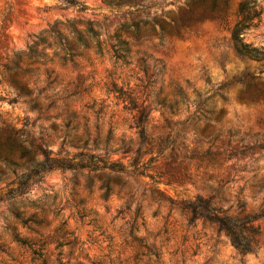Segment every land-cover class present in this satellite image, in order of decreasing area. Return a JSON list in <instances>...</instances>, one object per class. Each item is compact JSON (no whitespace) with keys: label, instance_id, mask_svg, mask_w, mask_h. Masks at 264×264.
<instances>
[{"label":"rangeland","instance_id":"obj_1","mask_svg":"<svg viewBox=\"0 0 264 264\" xmlns=\"http://www.w3.org/2000/svg\"><path fill=\"white\" fill-rule=\"evenodd\" d=\"M75 1L87 9L67 6L66 0H0V67L10 63L14 54L26 51L38 37L47 40L37 48L44 57L24 58L19 63V68L31 70L18 73L32 101L25 95L17 103H9L16 88L7 74L0 81V111L14 122L28 117L37 141L41 143L39 137H43L54 153L86 151L70 143L74 138H88L90 145L98 139L97 153L104 147L121 149L123 145L136 151L140 145L137 112L130 109L123 93H138L141 81L147 79L139 62L144 58L147 74L154 81L142 98L147 99L145 106L150 111L146 135L151 138L152 152L142 146L141 161L155 159L149 162L146 176L122 175L128 183L126 189L114 184L108 198L103 196L100 175L109 171L68 169L47 173L22 202H0V264H43L41 252L50 254L56 264L58 260L92 264L107 257L117 264H264V218L253 222L261 230L256 251L243 254L216 225L202 219L188 225L189 213L182 209V203L204 197L212 198V204L229 215L264 210V94L260 92L264 90V60L242 55L234 46L232 29L242 0H229L225 19L219 14L208 17L182 38L166 35L160 45L153 34L142 45L133 44L127 63L116 59L110 47L120 24L157 20L160 31V23L178 18L179 11L197 0ZM213 1L207 0L205 8L210 9ZM260 2L264 8V0ZM104 18L101 40L109 42L103 44L102 54L96 52L86 32L87 47L79 45L73 31L64 26L71 21L85 30L78 20L102 22ZM56 27L73 46L71 54L47 36ZM121 35L126 38L123 32ZM244 36L247 42L264 45V12L261 23ZM65 54L72 60L63 64L60 58ZM252 81L262 84L249 89ZM159 99L167 107L159 106ZM199 101H206L208 111L195 113ZM34 104L38 107L33 108ZM168 105H173V113ZM187 118L184 125L177 124ZM168 134L176 143L157 156L155 139ZM214 138L216 148L212 149L219 148V164L210 165L197 156ZM133 156L118 151L110 152L109 159L128 164ZM14 158L21 165L25 162ZM0 169H6L2 160ZM23 169L21 166L19 172ZM6 175V181L13 178ZM5 185L0 182V187ZM17 213L27 223L20 222ZM133 224L139 227L135 234L158 258L135 261L130 236ZM15 233L32 241L33 248L16 242ZM62 243L66 245L60 246Z\"/></svg>","mask_w":264,"mask_h":264},{"label":"trees","instance_id":"obj_2","mask_svg":"<svg viewBox=\"0 0 264 264\" xmlns=\"http://www.w3.org/2000/svg\"><path fill=\"white\" fill-rule=\"evenodd\" d=\"M111 1H107L108 4ZM207 0H197L192 1L189 7L185 10H181L178 13V18L172 19L169 23H160V31H157L156 24L159 22L149 21V20H139L137 22H124L118 26V31L115 33L114 40L115 43L110 44L114 56L118 60H122L127 63V59L130 56L132 45H142L145 41L149 40L151 35H156L160 45L164 43L166 35L171 37L182 38L183 35L190 31L199 22L203 21L208 17H215L219 14V17L225 19L226 8L229 0H214L210 9L205 8ZM67 6H78L80 11L87 9L86 5L75 1L66 0ZM264 8L260 0H242L237 9V14L239 19L233 26L232 29V40L236 50L242 54L252 57L257 60H264V45L256 46L251 42L245 40L244 34L248 29L253 26H258L262 21ZM224 13V15H222ZM107 19L104 18L102 22H95L93 20H78L85 25L86 29L81 30L75 26L74 22L68 21L64 26L70 29L75 34V38L79 45L88 46L83 32H86L88 37L92 40L93 46L96 48L98 54H102L103 44L108 43V39L101 40V32L106 26ZM2 29V27L0 28ZM126 34V38H123L121 33ZM47 36L52 37L56 40V44L61 50L66 53V51L71 54L73 52V46L68 42V39L62 34V32L56 27L51 28L46 32ZM46 37H38L36 41L21 54H14V57L10 59V63L1 65L0 67V81L6 79L7 74L9 75V81L16 88V94L12 99H9L10 104H15L23 96H30V101H32L31 93L28 90L26 84H23L22 79L19 76V70L21 73H29V69L19 68V63L25 59L28 60H39L41 56H45L44 52H39L37 50L39 44H45ZM57 54V52H55ZM63 64H65L69 59L65 54L60 58ZM140 68L147 76V79L142 80L140 90L138 93L135 92H124L126 100L130 103V109L135 110L137 113L135 115V128L137 129V134L139 137V147L134 151L131 147H126L123 145L121 149H108L104 147L102 153H97L96 150L99 148V140L94 139L93 144L90 145V140L88 138L72 139L70 143L75 146H80L85 148L86 151H80L75 154L61 155V152L54 153L53 150L49 148V142L45 141L43 137H39L41 143H39L35 137V134L31 131L33 123H31L28 117H24L23 121L20 120L11 121L10 118L3 116L0 111V160H2L6 166L5 170L0 169V182H5L4 187H0V202L12 201V202H22V198L31 193L34 185L39 184L43 181L44 176L52 171L56 170H88L90 172H101L104 170L109 171V174H101L103 179L102 189L104 190V198L110 197L112 193V187L114 184L120 187V190H124L127 187V182L122 179V175L126 176H146L150 174L147 172L149 168V162L155 159L154 156L150 157L148 162L141 161V150L142 146H147L148 153L152 152L151 138L146 135V123L149 118L150 111H147L145 102L147 99L142 100L146 91L154 83L153 76L147 74L146 63L144 58H140ZM251 79H254L252 76ZM261 82H250L248 88H259ZM261 90V89H260ZM264 94V90L260 91ZM134 94V95H133ZM136 94V95H135ZM240 99H244L241 95ZM139 101H141L139 103ZM158 105L161 107H167L164 99H159L157 101ZM206 101H199L195 104L196 112H206ZM38 105L34 104L33 108H37ZM168 108L173 113V105H168ZM166 124L167 119H164ZM189 121V118L177 122L178 125H184ZM206 131V130H205ZM203 134H205L203 132ZM178 138V135H176ZM67 135L65 136L62 144L61 150H63L66 144ZM214 140L209 141V148L201 155L197 156L202 162L204 159L208 160V164L217 165L219 164L218 155L220 151L213 150L216 148L214 145ZM82 145L79 142H82ZM157 156L161 155L166 148L169 146H174L176 139L171 138L168 134L166 137L158 136L156 139ZM109 142V141H108ZM107 142V144H108ZM123 142V141H122ZM200 142V141H198ZM91 146V147H90ZM107 146V145H106ZM196 149V148H195ZM121 151L123 154H134L130 159L128 164L121 162L119 159L110 160V152ZM17 156L19 159H25V162L21 165L14 158ZM232 157L236 156V153L231 154ZM195 157L194 155L191 158ZM23 166L24 169L19 172L20 167ZM6 174H12L13 178L9 181L7 180ZM111 174L116 175L110 176ZM242 210L243 205L241 206ZM182 209L189 213L188 225H195L197 219H202L204 222L216 225L218 231L224 232L231 244L236 247L241 253L247 254L250 252H255V245L258 243V236L261 234L259 226L254 225V221L264 218V210L256 213H248L242 215H229L227 211L217 208L212 204V198L197 197L194 200L182 203ZM16 218L20 222L27 223L24 221V216L22 213H17ZM139 230L136 224H133L130 230V236L132 239V244L135 247V261L140 260L142 257L150 259V257L155 256L158 258V254L155 253L148 245L135 234ZM13 238L16 242L21 245H28L33 248L34 243L28 241L19 236V234H14ZM66 245L65 243L60 244V246ZM42 247L45 246L43 243ZM37 253V249H33ZM4 252L3 249H1ZM43 259V264H56L51 261L50 254L40 253ZM120 262L118 264H122ZM58 264H63L61 260H58ZM68 264H83L80 261L76 263ZM92 264H117L112 258H105L100 261H93Z\"/></svg>","mask_w":264,"mask_h":264}]
</instances>
